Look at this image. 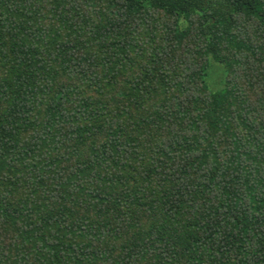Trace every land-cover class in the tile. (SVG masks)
I'll use <instances>...</instances> for the list:
<instances>
[{"label":"trees","instance_id":"16d2710c","mask_svg":"<svg viewBox=\"0 0 264 264\" xmlns=\"http://www.w3.org/2000/svg\"><path fill=\"white\" fill-rule=\"evenodd\" d=\"M0 264H264V0H0Z\"/></svg>","mask_w":264,"mask_h":264}]
</instances>
